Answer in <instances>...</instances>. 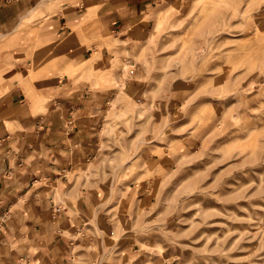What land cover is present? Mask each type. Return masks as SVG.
Masks as SVG:
<instances>
[{
    "label": "rangeland",
    "instance_id": "rangeland-1",
    "mask_svg": "<svg viewBox=\"0 0 264 264\" xmlns=\"http://www.w3.org/2000/svg\"><path fill=\"white\" fill-rule=\"evenodd\" d=\"M199 1L100 34L92 67L33 62L26 81L57 70L98 98L64 264H264V0Z\"/></svg>",
    "mask_w": 264,
    "mask_h": 264
},
{
    "label": "crops",
    "instance_id": "crops-1",
    "mask_svg": "<svg viewBox=\"0 0 264 264\" xmlns=\"http://www.w3.org/2000/svg\"><path fill=\"white\" fill-rule=\"evenodd\" d=\"M49 1L0 0V264H64L78 238L75 209L85 207L68 175L91 150L98 98L57 70L26 81L33 62L41 67L50 51L78 68L93 57L94 38L135 28L158 2L55 0L49 15ZM30 90L48 100L44 110Z\"/></svg>",
    "mask_w": 264,
    "mask_h": 264
},
{
    "label": "bare ground",
    "instance_id": "bare-ground-1",
    "mask_svg": "<svg viewBox=\"0 0 264 264\" xmlns=\"http://www.w3.org/2000/svg\"><path fill=\"white\" fill-rule=\"evenodd\" d=\"M201 1H199L198 0V3H200ZM208 2V1H207ZM192 11V10H191ZM190 13V12H189ZM193 13V12H192ZM198 13V12H197ZM188 15V14H187ZM192 15V14H191ZM194 15V14H193ZM182 17V16H181ZM186 19V18H185ZM182 20V19H181ZM180 20V21H181ZM184 20V19H183ZM187 20V19H186ZM179 21V20H178ZM179 21V22H180ZM176 22V21H175ZM138 25V24H137ZM179 25V24H178ZM181 25V24H180ZM174 30V29H173ZM183 30V29H182ZM181 29L179 30V31H182ZM178 31V32H179ZM129 32V29L126 31H123V34H127ZM180 33V32H179ZM174 35V34H173ZM102 46V45H101ZM102 48V47H101ZM100 55H102V54H100V53H98L93 59H92V61L89 63V64H87V63H85V65H84V68H88V67H92L93 65V63H95V61L97 62V58H99L100 57ZM92 65V66H91ZM94 68V67H93ZM27 79H28V77H27ZM26 79V80H27ZM31 100H32V103H33V105H37V102L39 101V99L36 97V96H31ZM31 102V101H30Z\"/></svg>",
    "mask_w": 264,
    "mask_h": 264
}]
</instances>
